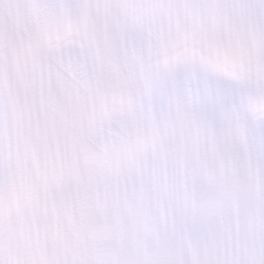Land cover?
<instances>
[{
  "label": "snow or ice",
  "instance_id": "6c2138e0",
  "mask_svg": "<svg viewBox=\"0 0 264 264\" xmlns=\"http://www.w3.org/2000/svg\"><path fill=\"white\" fill-rule=\"evenodd\" d=\"M0 264H264V0H0Z\"/></svg>",
  "mask_w": 264,
  "mask_h": 264
}]
</instances>
